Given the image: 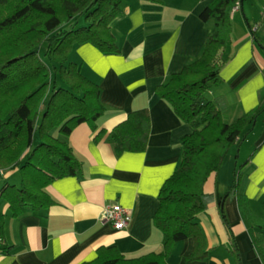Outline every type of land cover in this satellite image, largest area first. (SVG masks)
Returning <instances> with one entry per match:
<instances>
[{
  "label": "crops",
  "instance_id": "1",
  "mask_svg": "<svg viewBox=\"0 0 264 264\" xmlns=\"http://www.w3.org/2000/svg\"><path fill=\"white\" fill-rule=\"evenodd\" d=\"M212 1L123 0L121 12L110 22L120 53H103L89 42L74 46L70 60L100 84L106 112L97 128L83 123L68 136L83 169L48 186L55 202L39 210L26 208L13 217L8 203L0 199V215H5L0 264H80L93 259L100 246H115L128 257L163 249V233L153 221L158 192L179 165L181 140L193 126L157 95L156 87L201 55L213 21H203L200 13ZM232 25L224 49L229 59L220 69V80L207 89V97L218 103L229 121L258 105L263 109L252 130L229 146L223 164L205 182L204 191L211 197L197 221L207 255L187 259L194 248L193 237H188L176 243L167 264H238L235 247L241 264H264L253 243L264 202V26ZM144 108L150 119L145 149L117 155L110 141L112 129L130 112ZM238 168L247 179L249 206L244 211L238 196L228 193ZM5 172L0 187L9 179ZM113 204L130 210L132 219L126 227L117 229L100 219L104 208Z\"/></svg>",
  "mask_w": 264,
  "mask_h": 264
},
{
  "label": "trees",
  "instance_id": "2",
  "mask_svg": "<svg viewBox=\"0 0 264 264\" xmlns=\"http://www.w3.org/2000/svg\"><path fill=\"white\" fill-rule=\"evenodd\" d=\"M122 2L0 0V176L13 169L21 172L19 185L5 181L0 187V199L8 203L13 217L26 208L50 206L55 200L48 186L82 171L83 162L68 136L83 123L97 128L106 107L101 102L100 84L70 61V53L75 45L86 42L103 53H120L110 22L121 12ZM237 3L243 0H213L201 11L203 21H213L201 55L156 87L157 95L193 126V132L181 140L179 165L158 192L153 221L163 233V249L128 257L115 246H100L93 259L80 264H167L176 243L188 237H193L194 248L187 259L207 255L197 221L211 197L204 191L205 182L219 170L229 146L252 130L263 109L258 105L229 121L206 94L210 85L220 80V69L229 59L224 49L232 37V11ZM79 16L85 18L86 25L67 29ZM44 44L45 58L41 55ZM149 131L148 109L134 110L112 129L110 141L117 155L143 151ZM246 180L244 172L237 171L228 192L238 196L243 211L249 206ZM222 215L227 222L225 209ZM4 220L1 214L0 241H5ZM253 243L264 263V202ZM233 252L241 264L237 247Z\"/></svg>",
  "mask_w": 264,
  "mask_h": 264
},
{
  "label": "rangeland",
  "instance_id": "3",
  "mask_svg": "<svg viewBox=\"0 0 264 264\" xmlns=\"http://www.w3.org/2000/svg\"><path fill=\"white\" fill-rule=\"evenodd\" d=\"M243 8H240V10L237 12L236 16L232 18V22L234 23L235 26H238L239 23H245L248 25L250 24H262L264 26V18H263V10H264V0H243ZM77 23L75 21L69 23L66 25L67 29H70L71 26H74L75 28L86 25L85 23V18L83 16H79L77 18ZM230 42V41H229ZM228 42V43H229ZM45 45H43V48L41 50V55L44 57V50H45ZM45 58V57H44ZM46 61V59H45ZM71 61V60H70ZM36 142L37 139H36ZM37 144V143H36ZM35 144V145H36ZM238 144V143H237ZM237 147V145H236ZM243 158L240 163L244 162L246 160ZM240 168V166H239ZM238 168V171H239ZM9 177L8 181L16 184H20L21 182V172L20 169H13L8 172L4 173ZM16 178V180H14ZM262 204V203H261Z\"/></svg>",
  "mask_w": 264,
  "mask_h": 264
},
{
  "label": "built area",
  "instance_id": "4",
  "mask_svg": "<svg viewBox=\"0 0 264 264\" xmlns=\"http://www.w3.org/2000/svg\"><path fill=\"white\" fill-rule=\"evenodd\" d=\"M240 4L237 3L233 10L239 9ZM263 18H264V10H263ZM101 220L110 221L113 226L117 229H121L126 227L132 219V214L128 207L122 204H113L108 205L102 211L100 216Z\"/></svg>",
  "mask_w": 264,
  "mask_h": 264
}]
</instances>
